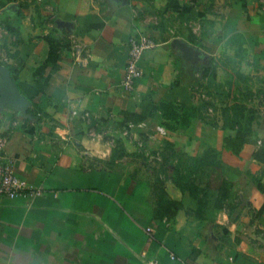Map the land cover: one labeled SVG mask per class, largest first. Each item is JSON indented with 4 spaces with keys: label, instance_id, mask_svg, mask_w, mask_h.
Here are the masks:
<instances>
[{
    "label": "crops",
    "instance_id": "0c3cea01",
    "mask_svg": "<svg viewBox=\"0 0 264 264\" xmlns=\"http://www.w3.org/2000/svg\"><path fill=\"white\" fill-rule=\"evenodd\" d=\"M204 1L0 0V65L31 100L29 115L0 105V131L17 174L43 189L0 196V264H264V105L255 142L225 143L232 59L264 70V6L222 0V15ZM133 36L154 46L129 92ZM199 159L223 163L224 187L206 168L185 206L175 177Z\"/></svg>",
    "mask_w": 264,
    "mask_h": 264
},
{
    "label": "trees",
    "instance_id": "16d2710c",
    "mask_svg": "<svg viewBox=\"0 0 264 264\" xmlns=\"http://www.w3.org/2000/svg\"><path fill=\"white\" fill-rule=\"evenodd\" d=\"M206 104L208 105L209 101H206ZM238 107L236 108V117L233 120L231 118L232 117L231 114H229V116L226 115V124L230 127V129L236 130V134H235V136L228 135L225 138L226 146L228 148L232 149L234 152H237V153L240 152V150L242 149V147L244 146L245 143L255 142L256 137H257V132H256L255 126L253 124V121L255 119L254 114H250V115L245 116L246 114H244V110L246 107L243 104H239ZM160 108L162 109L163 114L166 117H169L171 119H180V117L182 116L179 108H177L176 104L172 101L160 102ZM233 108L234 107H232V110H233ZM194 110H195L194 108H186L185 107L183 109V116H184L183 121H188L190 115L193 114ZM248 111H250V110L248 109ZM244 117H247L246 124H243L242 122H240V120ZM186 119H188V120H186ZM231 123H238L239 125L232 126ZM167 126L169 128L173 127L170 124H168ZM215 152H217V150H215L211 147H208L204 153H205V156L207 157V156L214 154ZM195 163H196L197 167L195 168L196 171H195L194 176L191 172L190 173L185 172V173H180L175 177L177 184L182 188V190L184 192L183 200H181L179 203L182 205H185V206L190 205L191 202H194L195 200L197 201V198L200 195V189H201L200 183H198L199 182L198 177L200 174L201 175L203 174V172L206 170V168H210V170H211V169H214L213 167H215V169L217 167H225V166H223V163L219 160H215V162H214L211 160L207 161V160L199 159V160L195 161ZM207 165H209V166L207 167ZM212 165H214V166H212ZM207 174H208V172H207ZM209 175H210V173L208 174V176ZM158 180L161 181V178H158ZM200 180H203V178ZM157 188L159 189V187H157ZM164 193H165L164 190H163V192L157 190V195L160 198V202H164V200H163L164 197L161 196ZM205 195L208 196V193H205ZM205 195H204V198L206 197ZM224 200H226L225 196L222 197V201H224ZM204 202H205V200H204ZM202 204H204V203L201 202V206H202ZM162 206L164 207V205H162ZM161 209H162V207H161ZM198 209L199 208H197L196 210L202 214L203 207H201L199 210Z\"/></svg>",
    "mask_w": 264,
    "mask_h": 264
},
{
    "label": "rangeland",
    "instance_id": "374dc122",
    "mask_svg": "<svg viewBox=\"0 0 264 264\" xmlns=\"http://www.w3.org/2000/svg\"><path fill=\"white\" fill-rule=\"evenodd\" d=\"M202 4H203L202 11H207V10H211V8H215L218 10L217 13L219 12L222 15H225L224 2L222 0L217 1V2L213 0H206L202 2ZM253 4L255 5L257 9L261 8L264 6V0H256L253 2ZM204 21L205 20L200 15H196L193 18V23L199 25L201 27L200 30H202ZM240 52H243V51L237 50V54H239ZM236 57H237L236 59L234 58L232 59L233 63H235V67H234V73H233V83L231 84L229 88L231 92L230 100L226 104L227 107L225 106V108H227V111H228L226 115L229 116V114H231L232 116L231 118L233 120L236 117V108L238 107L239 104H243L246 107L244 110V114H246L245 116L254 114L255 120H257V118L261 114L260 109L264 105V70H263V73L259 74L260 71L258 69L255 70V65H256L255 62L252 63L249 61V63H252L251 65L253 66L250 68L248 67V69L244 71L242 69V66H240L238 63L239 57L238 56ZM232 107H234L233 110H232ZM248 109L250 111H248ZM240 122H242L243 124H246L247 117L242 118ZM231 125L237 126L239 124L231 123ZM170 169L174 171L173 166H171ZM224 169L225 167H217L215 169V173L210 171L209 176L211 177L212 180H214L215 186L220 185V187H224V182L222 180ZM206 176H207V171L205 170L202 175L201 174L199 175V178L201 179L203 178L205 180ZM219 211H220L219 209H215V210L211 209L209 210V213L213 214V213H218Z\"/></svg>",
    "mask_w": 264,
    "mask_h": 264
},
{
    "label": "built area",
    "instance_id": "2783aa9c",
    "mask_svg": "<svg viewBox=\"0 0 264 264\" xmlns=\"http://www.w3.org/2000/svg\"><path fill=\"white\" fill-rule=\"evenodd\" d=\"M131 48L129 58L126 64V73L123 80V86L127 91H132L137 79L143 75L140 66L145 49L154 46V43L147 37L133 36L131 38ZM77 112H74L76 114ZM88 114H85L87 116ZM165 132L163 127L159 128ZM7 136L0 131V196L16 198L27 195L30 197L38 196L43 192L42 188H37L28 183V181L16 172V159L11 157L7 151ZM150 238H152V229L148 228Z\"/></svg>",
    "mask_w": 264,
    "mask_h": 264
},
{
    "label": "water",
    "instance_id": "95a60500",
    "mask_svg": "<svg viewBox=\"0 0 264 264\" xmlns=\"http://www.w3.org/2000/svg\"><path fill=\"white\" fill-rule=\"evenodd\" d=\"M181 45L184 50L190 49L184 42ZM0 105H11L25 115H29L31 106V100L23 94L6 65H0Z\"/></svg>",
    "mask_w": 264,
    "mask_h": 264
}]
</instances>
